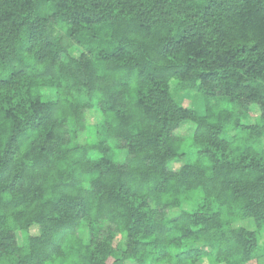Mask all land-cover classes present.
I'll return each instance as SVG.
<instances>
[{"label":"trees","instance_id":"16d2710c","mask_svg":"<svg viewBox=\"0 0 264 264\" xmlns=\"http://www.w3.org/2000/svg\"><path fill=\"white\" fill-rule=\"evenodd\" d=\"M262 232L264 0H0V264H248Z\"/></svg>","mask_w":264,"mask_h":264},{"label":"rangeland","instance_id":"374dc122","mask_svg":"<svg viewBox=\"0 0 264 264\" xmlns=\"http://www.w3.org/2000/svg\"><path fill=\"white\" fill-rule=\"evenodd\" d=\"M75 55V53H74ZM188 99L185 100V107H189L191 109H194L196 112H198L199 114H203V101H202V98L201 96L199 95H196V94H190V96L187 97ZM100 119V114L97 112H93L91 111V113H88L87 116H86V120L87 122H90V123H95V122H98ZM248 122H251L250 119H248ZM185 125V124H184ZM187 125V124H186ZM190 128L189 129H182L179 131V133H177V136L178 137H186L190 134ZM85 140V136L84 135H80L79 136V141L83 142ZM181 163H171L169 165V169L171 170H176L179 166H180ZM176 212H174L172 215H175ZM239 226H243L244 228H246L247 230H250V231H255V224L251 221V220H246V221H243L241 223L238 224ZM30 234L31 235H36L37 234V231H36V228H33L31 231H30ZM258 236V239H259V243L262 244L264 243V232H262L260 235H257ZM18 241L21 242V237L20 235H18ZM248 264H264V260H260V261H253V262H250Z\"/></svg>","mask_w":264,"mask_h":264}]
</instances>
